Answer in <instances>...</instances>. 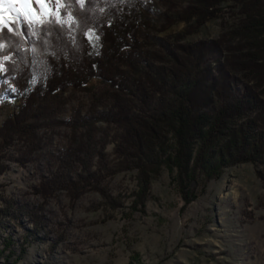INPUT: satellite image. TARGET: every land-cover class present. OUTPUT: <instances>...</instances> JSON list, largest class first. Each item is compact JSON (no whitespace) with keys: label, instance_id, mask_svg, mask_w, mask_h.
<instances>
[{"label":"trees","instance_id":"obj_1","mask_svg":"<svg viewBox=\"0 0 264 264\" xmlns=\"http://www.w3.org/2000/svg\"><path fill=\"white\" fill-rule=\"evenodd\" d=\"M155 2L160 10H153ZM224 2L234 17L227 27L217 36L186 39L212 18L225 21ZM47 3V14L15 17L0 27V80L11 81L22 97L0 121V175L11 158L20 165L32 161L42 147L41 126L59 123L53 116L62 93L83 89L90 108L65 121L68 143L35 187L43 196L65 188L74 200L95 189L104 205L118 207L119 195L105 182L134 169L132 207L142 208L153 178L166 168L187 204L225 167L243 161L254 163L264 184V0ZM178 22L183 28L163 48H147L139 39L143 28L160 32ZM90 30L99 36L97 52ZM94 78L101 85L91 90ZM97 121L104 126L95 140ZM1 202L0 216L20 224L24 217L28 233L46 228L48 218L37 211L43 204L6 196Z\"/></svg>","mask_w":264,"mask_h":264},{"label":"rangeland","instance_id":"obj_2","mask_svg":"<svg viewBox=\"0 0 264 264\" xmlns=\"http://www.w3.org/2000/svg\"><path fill=\"white\" fill-rule=\"evenodd\" d=\"M1 2L7 14L0 20V27L15 17L37 18L36 14L45 15L49 10L47 0ZM229 3L223 4L225 21L212 18L186 39L217 36L233 21ZM160 9L155 2L153 10ZM152 15L156 17L155 12ZM182 28L183 22L160 32L146 33L143 28L139 39L147 48H163L167 39ZM87 37L92 51L97 52L99 36L90 30ZM100 85L98 78L90 82L91 90ZM62 97L64 103L53 116L59 123L41 126L38 133L42 147L32 161L20 165L11 158L0 175L4 183L0 208L4 196L35 207L43 204V211H37L48 218V224L34 234L23 228L22 224L30 227L24 217L20 224L0 216V264H264V184L250 161L225 167L187 204L166 168L153 178L151 195L142 208L139 204L132 207L134 169L117 172L105 182L112 193L119 195L122 204L118 207L104 205L95 189L84 190L74 200L65 188L50 191L47 197L36 192L40 175L56 167L57 156L68 143L71 127L65 121L90 108L88 90L67 89ZM21 102L12 82L0 80V121ZM95 126L96 140L104 124L97 121ZM76 131L82 132L83 127L78 126ZM110 149L111 144H107L106 150ZM11 152L15 156V151ZM70 174L74 175V169Z\"/></svg>","mask_w":264,"mask_h":264},{"label":"bare ground","instance_id":"obj_3","mask_svg":"<svg viewBox=\"0 0 264 264\" xmlns=\"http://www.w3.org/2000/svg\"><path fill=\"white\" fill-rule=\"evenodd\" d=\"M1 0H0V5H1ZM7 14V9L5 7L0 6V20L4 19Z\"/></svg>","mask_w":264,"mask_h":264},{"label":"snow or ice","instance_id":"obj_4","mask_svg":"<svg viewBox=\"0 0 264 264\" xmlns=\"http://www.w3.org/2000/svg\"><path fill=\"white\" fill-rule=\"evenodd\" d=\"M37 3H39V0H37ZM27 6L30 7L31 6L30 3ZM18 15H19V13H18ZM5 59H7V57H5Z\"/></svg>","mask_w":264,"mask_h":264}]
</instances>
